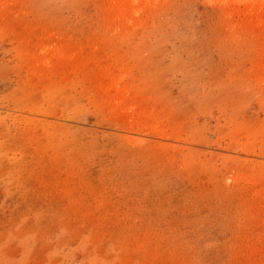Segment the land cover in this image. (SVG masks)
Masks as SVG:
<instances>
[{"label": "rangeland", "instance_id": "1", "mask_svg": "<svg viewBox=\"0 0 264 264\" xmlns=\"http://www.w3.org/2000/svg\"><path fill=\"white\" fill-rule=\"evenodd\" d=\"M0 264H264V0H0Z\"/></svg>", "mask_w": 264, "mask_h": 264}]
</instances>
